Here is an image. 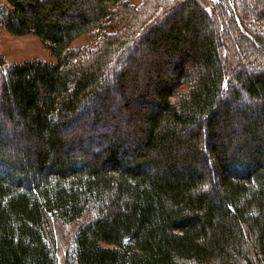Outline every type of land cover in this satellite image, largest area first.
<instances>
[{
  "label": "trees",
  "instance_id": "16d2710c",
  "mask_svg": "<svg viewBox=\"0 0 264 264\" xmlns=\"http://www.w3.org/2000/svg\"><path fill=\"white\" fill-rule=\"evenodd\" d=\"M5 1L0 27L37 36L58 61L0 73V264H58L51 219L86 216L66 264H264V5ZM142 50L159 70L187 50L195 69L141 89L135 109L125 101L142 114L135 129L93 151L67 129L111 87L135 85L129 65L150 64L133 57Z\"/></svg>",
  "mask_w": 264,
  "mask_h": 264
},
{
  "label": "rangeland",
  "instance_id": "374dc122",
  "mask_svg": "<svg viewBox=\"0 0 264 264\" xmlns=\"http://www.w3.org/2000/svg\"><path fill=\"white\" fill-rule=\"evenodd\" d=\"M25 3L29 2V0H22ZM134 5H139L142 0H129ZM185 1V0H181ZM199 1L202 6L207 10H210L213 6V3L215 0H197ZM260 2L262 5H264V0H249L250 5H254L255 3ZM6 5L5 0H0V6ZM72 14V15H71ZM72 21H79V16L73 12L70 13L69 17L62 18V22L65 24H70ZM96 36H98V33L92 32L85 34L78 39L74 41L72 44V50L79 49V48H86L91 47L96 42ZM224 40H226L225 37H223ZM226 44V43H225ZM226 50L227 54L225 58H229V63L231 64V57L232 51L230 49V46L226 44ZM229 49V50H228ZM244 51V50H243ZM242 51V53H244ZM233 52V51H232ZM231 56V57H230ZM137 59L138 62L141 61H147L149 66L151 67H145L142 68L139 63L130 64L131 66L129 69V75L131 78H135L134 86L129 85L126 89L118 90L117 88H110V94L105 99L101 100H94L93 105L89 106V116L83 119L78 126H72L69 129H67V133L71 136L78 134V136H83L84 144L87 146L92 144L91 150L95 151L103 150L107 147L108 144H110L113 136H117L118 134L122 135L123 132L127 133L131 131L132 129H135V124L138 122L139 119H141L142 114L139 113H133L132 110L124 109L123 103L125 101L130 102V106L132 108H137L138 101L135 99L139 97V94L141 92V89L146 88H154V83L157 79L164 80V78L170 76L172 77L175 75L178 70L181 68L186 69L188 72H192L195 69V61L190 57L189 54H187V50H183L181 53L176 55V58H174V63L171 65L169 64H160V70L159 68L156 69L155 67V61L159 55L153 52H150L148 50H142L141 52L135 53L133 55ZM160 58V57H159ZM231 58V59H230ZM237 58V57H236ZM0 73L3 74L10 66L18 63H23L27 61H41L49 64H56L58 59L57 57L52 53V51L48 48V46L43 43L37 36L35 35H24V36H18L10 33L8 30H6L4 27H0ZM251 63V58L249 59ZM157 64V63H156ZM252 64V63H251ZM158 65V64H157ZM128 66V67H129ZM262 65H260L258 68H260ZM127 67V68H128ZM229 76L227 86L231 80V70L228 68ZM160 78V79H159ZM153 84L151 85L150 84ZM236 85V84H235ZM149 86V87H148ZM105 94H102L104 96ZM106 96V95H105ZM132 100V101H131ZM106 107V108H105ZM141 109V108H140ZM94 111V112H93ZM103 111L104 116H106V122H101L99 124L93 123L91 119L95 117V114L100 113ZM143 111V110H140ZM93 112V113H92ZM145 112V111H144ZM142 112V113H144ZM128 118H131L132 120H129ZM133 122V124H132ZM219 131H227L231 133L234 136H240L241 130L239 128H228L223 123L219 126ZM130 135V134H129ZM128 135V136H129ZM264 135L261 137L263 138ZM219 138L218 141H220L221 134H218L217 136ZM89 138H91V143H87L89 141ZM109 138V140H108ZM130 138V136H129ZM264 141V138L262 139ZM87 148V147H86ZM85 146L81 149L85 153L88 154L89 158H92L91 154ZM90 150V151H91ZM82 153V152H80ZM203 165V163H202ZM89 220V217L86 216L85 218L81 219L78 222L66 224L62 221L57 220L56 218L51 219V225L53 227L55 240L57 244V260L58 264H66L67 259V253L69 249L73 245V241L75 238V235L77 231L80 229V227L85 224Z\"/></svg>",
  "mask_w": 264,
  "mask_h": 264
}]
</instances>
